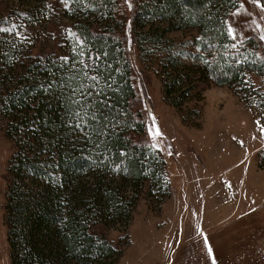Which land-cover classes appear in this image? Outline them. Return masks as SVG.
<instances>
[{
	"label": "trees",
	"instance_id": "trees-1",
	"mask_svg": "<svg viewBox=\"0 0 264 264\" xmlns=\"http://www.w3.org/2000/svg\"><path fill=\"white\" fill-rule=\"evenodd\" d=\"M18 1L13 19L35 18L45 6ZM61 1L73 25L67 62L24 54L21 37L11 34L13 20L0 18V28L11 29L0 31V131L12 142L3 207L9 261L117 264L129 236L114 244L106 231L126 232L142 196L160 204L170 197L165 161L144 139L135 107L126 38L141 57L161 56L163 95L178 112L195 89L187 81L225 87L247 108L264 110V92L254 83L264 78V44L230 36L227 18L240 0H133L128 14L124 0ZM177 33L190 36L181 48L168 38ZM259 119L264 128V115ZM257 160L264 171V148Z\"/></svg>",
	"mask_w": 264,
	"mask_h": 264
},
{
	"label": "rangeland",
	"instance_id": "rangeland-1",
	"mask_svg": "<svg viewBox=\"0 0 264 264\" xmlns=\"http://www.w3.org/2000/svg\"><path fill=\"white\" fill-rule=\"evenodd\" d=\"M21 4L0 0V18L13 20L11 34L21 37L23 53L31 50L65 56L73 39L67 5L61 0H45V6L37 7L35 18L13 19V10L22 8ZM239 5L227 18L235 39L230 36L236 42L250 36L260 39L264 35V0L258 4L240 0ZM129 11L127 8V14ZM168 38L181 48L190 36L177 33ZM126 47L137 96L135 107L146 124L144 139L165 161L170 197L160 204L159 197L142 196L126 232L120 226L106 231L114 244L124 242V233L129 236L128 248L117 264H213V257L215 264H264V171L257 168V154L264 148L259 119L264 110L247 108L225 87L189 85L187 81L184 86L195 89L179 113L163 95L161 56L141 57L129 37ZM254 83L264 92V78H255ZM2 134L0 131V264H10L3 207L12 142ZM239 238L246 247L231 249L230 244ZM257 254L261 257L256 261Z\"/></svg>",
	"mask_w": 264,
	"mask_h": 264
},
{
	"label": "snow or ice",
	"instance_id": "snow-or-ice-1",
	"mask_svg": "<svg viewBox=\"0 0 264 264\" xmlns=\"http://www.w3.org/2000/svg\"><path fill=\"white\" fill-rule=\"evenodd\" d=\"M124 2L126 3V5H127V7H128L129 10H131L133 8V0H124ZM253 2L258 4L259 3V0H253ZM257 27H259V25H257ZM0 31H11V29H3V28H0ZM228 32L233 37V39H235V31H234L233 27L229 26ZM260 40L264 41V35H262L260 37ZM233 47H235V45H233ZM62 59L65 60V62H67V59L68 58L67 57H63ZM96 59H99V57H97ZM205 63H208V61L205 60ZM85 75H87V73H85ZM90 78L92 80H94V81L98 79V77H96V76H91ZM41 87H43V86H41ZM48 88L50 89L51 88V85H49ZM45 90L47 91L48 89H45ZM92 94L93 93H91V92H88L87 93L88 96H92ZM73 95H76V91L75 90H73ZM81 96H83V94H81ZM76 103H79V101H76ZM76 115H77V117H79V112H77ZM85 116H87V112H85ZM92 119L94 121H97L98 122L99 117L97 115H93L92 116ZM81 122L84 123V121H83L82 118H81ZM76 127L77 128H81V123H77L76 124ZM262 131H264V128H262ZM157 134L159 135V132L158 131H157ZM208 252H209V255L212 256V249H211L210 246L208 247ZM213 264H215V258L214 257H213Z\"/></svg>",
	"mask_w": 264,
	"mask_h": 264
},
{
	"label": "bare ground",
	"instance_id": "bare-ground-1",
	"mask_svg": "<svg viewBox=\"0 0 264 264\" xmlns=\"http://www.w3.org/2000/svg\"><path fill=\"white\" fill-rule=\"evenodd\" d=\"M242 243H243V240L241 238H239L238 242L235 243V244H230L231 245V249L235 250V248L233 247H236L238 245L242 246ZM246 247V246H245ZM244 245L241 247V249L245 248Z\"/></svg>",
	"mask_w": 264,
	"mask_h": 264
},
{
	"label": "crops",
	"instance_id": "crops-1",
	"mask_svg": "<svg viewBox=\"0 0 264 264\" xmlns=\"http://www.w3.org/2000/svg\"><path fill=\"white\" fill-rule=\"evenodd\" d=\"M260 257H261V256H260L259 254H257V255L255 256L256 261H257Z\"/></svg>",
	"mask_w": 264,
	"mask_h": 264
}]
</instances>
